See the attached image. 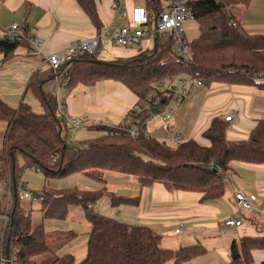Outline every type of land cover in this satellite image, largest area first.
Listing matches in <instances>:
<instances>
[{
	"label": "trees",
	"instance_id": "obj_1",
	"mask_svg": "<svg viewBox=\"0 0 264 264\" xmlns=\"http://www.w3.org/2000/svg\"><path fill=\"white\" fill-rule=\"evenodd\" d=\"M252 1L188 0L200 31L199 37L188 43L191 59L178 57L171 35L165 40L159 35L153 49L135 57L105 59L100 46L95 55L66 63L56 76L61 77L68 93L78 86L114 81L138 99L126 115L128 121L93 128L103 131L96 139L68 142L69 126L59 114L58 97L44 89L38 73L30 77L18 106L0 97V121L7 124L0 148V182L6 184V195L11 196L7 205L0 202V218L5 214L9 217L7 229L0 232V260L12 258L17 250L16 258L3 264H185L206 253L201 243L177 249L164 247L161 234L153 228L95 212L93 204L102 193L73 188L58 194L48 186L32 191L34 196L43 197L44 218L64 220L71 205L86 211L91 227L87 255L76 262L73 255L59 253L66 242L59 241L54 248L48 244L44 224L33 226L32 211L22 205V177L27 168L34 167L46 179L81 173L103 183L106 172L112 171L135 176L142 188L160 183L169 191L202 193L206 202L224 197L234 163L264 164V120L258 122L247 141L231 142L227 139L229 121L215 117L202 133L208 145L189 138L176 147L149 135L147 122L153 109L160 113L174 100V89H163L159 84L183 80L182 76L199 79L204 87L213 83L264 87V33L248 31L233 11L240 8L245 14ZM77 2L100 32L103 25L95 0ZM146 7L151 15L168 8L161 0H146ZM21 45L0 41V53L7 58ZM27 91L39 101L41 112L25 101ZM168 92L171 97L165 95ZM157 93L163 96L154 106ZM115 201L130 202L123 198ZM255 251H264V230L260 235L242 237L240 243L234 241L227 264H253Z\"/></svg>",
	"mask_w": 264,
	"mask_h": 264
},
{
	"label": "crops",
	"instance_id": "obj_2",
	"mask_svg": "<svg viewBox=\"0 0 264 264\" xmlns=\"http://www.w3.org/2000/svg\"><path fill=\"white\" fill-rule=\"evenodd\" d=\"M121 1L128 13L136 6H146V0ZM95 2L103 25L100 32L77 0H0V29L14 23L22 24L43 41L41 52L37 54H28L29 46L26 44L21 45L7 58L0 53V97L3 100L14 107L18 106L30 77L38 73L39 78L44 81V89L57 95L58 101L65 104L69 116L85 118L87 122H91L88 128L93 129V126L101 124L119 125L128 121L126 115L138 99L125 86L114 81H104L90 87L78 86L72 93H68L64 83H61V77L56 76L47 60L49 55L63 51L72 42L90 39L101 32L108 37L101 44L103 58H126L135 53L126 56L111 44L110 37L126 22L123 13L118 12L116 0ZM166 6H169V0ZM25 101L33 108L41 109L39 101L31 91L26 92ZM173 103L180 105L182 113H186L187 117L191 114L188 111L190 107H196L197 111L195 122L190 119L187 124L177 126L173 139L182 134L185 140L194 138L205 145H208V141L202 137V133L215 117L233 116L232 121L228 123L227 132V139L231 142L247 141L258 122L264 120V87L221 83H213L207 87L199 85L181 101L173 100L161 110H170ZM167 114L170 115L169 119L166 118ZM164 118L171 120V113H166ZM6 130L7 124L0 121V148ZM148 134L156 137L152 133ZM233 168L228 180L231 188L228 189V185L224 197L214 202L203 201V194L199 192L169 191L160 183L150 188L136 186L128 196H124L130 202L126 203L127 207L123 209V219L125 223L143 224L156 230L161 234L164 247L177 249L180 246L197 243L206 247L203 256L189 260L185 264H227L231 260L230 248L234 241L240 243L242 237L260 235L264 230V164L236 162ZM29 171L42 173L36 168L34 170L27 168L22 177L25 189L32 192L47 186L43 173L44 184L35 186L31 182L32 173ZM0 188L5 189V194H0L5 196L6 184L0 182ZM91 190L92 188L86 189ZM240 191L256 195L257 208L240 210L236 202V194ZM98 192L103 193L104 189ZM22 205L30 210L29 206H25L24 203ZM232 218L241 221V225L228 226L226 221ZM181 226L183 227L181 232L176 233V229ZM86 227L87 240L77 251L74 244L78 240L79 232L74 226L54 234L46 231L49 237L60 238L61 242H65V237H71L68 244L60 243L62 245L59 253L71 254L76 262H81L87 255L91 228L89 223ZM168 233L177 234L179 237ZM253 255V264H264V251H255Z\"/></svg>",
	"mask_w": 264,
	"mask_h": 264
},
{
	"label": "rangeland",
	"instance_id": "obj_3",
	"mask_svg": "<svg viewBox=\"0 0 264 264\" xmlns=\"http://www.w3.org/2000/svg\"><path fill=\"white\" fill-rule=\"evenodd\" d=\"M161 4L163 5V7H166L167 0H161ZM233 11L236 15H238L239 18H242L243 20L242 23L244 24L245 28L248 31L264 32V0H253L248 11L245 13L246 14L245 16L240 8H234ZM185 26H186V29H185L186 35L189 41H192L199 37L200 31H199L198 24L195 20H192L191 22L186 23ZM161 38L162 40L163 39L165 40V39H168L169 36L161 35ZM151 40H152V43H151ZM154 47H155L154 37L147 38V39L144 38L141 45L137 47L125 48L121 46L120 47L113 46V48H115L116 50L122 51L123 54L126 56L129 53L135 52L131 54V56H128L126 58L138 56L139 54H141V52H144L146 50H151ZM174 51L178 55V57L187 58V55L185 53L181 51H177L175 47H174ZM181 78H186V77L182 76ZM173 84L175 85V87L180 86L181 85L180 78H176L170 84L168 82H164L159 85L163 89H166V87L173 88ZM165 95H167L168 97H171L172 94L168 92ZM157 96L162 99L163 95L161 96L159 95V93H157L156 97ZM29 97L31 98V96ZM173 97H174V94H173ZM34 110L37 112L42 111L40 108H34ZM188 111L191 112L189 117H187L186 113H182V108L180 105L173 103L170 107V110L168 111L161 110L160 113H155L151 116V118L147 122V130L149 133H152L153 135H155L160 141L166 142L171 147H176L178 143L175 142V140L173 139V135L177 131V126H180V125L183 126L187 124V122L190 119L193 123L195 122V117H196V112H197L196 107H190ZM166 113H171L172 115L171 120H166V118H164ZM78 122H79L78 129H75L68 122L69 134H68L67 140L69 143H72L75 141L86 140V139H96L103 134V131L99 129L88 128V126L91 125L92 123L87 122L85 118L84 119L79 118ZM168 125H170L171 128H169ZM99 126L100 125H96V126H93V128H97ZM31 169L34 170V167H31ZM29 172L32 173L31 174L32 176H30V178H31V182L35 186H40L44 184L45 177L43 176L42 173L36 174L34 171H29ZM101 183L102 182L88 178L87 176L81 173H77V174L70 175L64 178H60V179H46V185L48 186V188L52 189L53 192H57L58 194L62 190L73 189V188H79L81 190L92 188L91 191L93 192H98V190L104 189L102 196L93 204V208L95 212L101 213L102 215L106 217L114 218L116 220L125 222L123 219V212H124L123 209L124 207H127V205L126 203H122V202L116 203L115 199H118V198L125 199L124 196H128V194L131 193L130 192L131 190L135 189L136 186H139L138 179L133 175H129V174L121 173V172L109 171V172H106L105 174V182H103V184ZM228 185H229L228 186V189H229L230 183H228ZM2 193L5 194V189L0 188V194ZM23 200L25 199H22V201ZM0 202H2L3 205H7V202H11V196L0 195ZM23 203L25 206H29L28 208L32 210V214H31L32 224L37 225L40 222H43L46 230L50 232L51 234L60 232L62 230H68L69 228H71V226H74L75 228H77L76 230L79 232V236H78L77 242L74 244L76 251L77 249L80 248L82 243H84V241L87 240V233H86L87 227L86 226L88 225L89 222L87 219L86 211L81 206L71 205L68 210L67 218L64 220H57V219L44 218L42 216V212H41L42 205L40 202H34L31 199H26L25 201H23ZM255 208H257L256 204H255ZM24 209L26 208L24 207ZM168 234L176 235V237H179L177 236V234H173V233H168ZM68 240H71V237L68 236L67 238H65V242L67 244H68ZM59 241H62V239L57 238L55 236H51L49 237L48 244L50 246H54L55 243ZM78 260H81V259H78Z\"/></svg>",
	"mask_w": 264,
	"mask_h": 264
},
{
	"label": "built area",
	"instance_id": "obj_4",
	"mask_svg": "<svg viewBox=\"0 0 264 264\" xmlns=\"http://www.w3.org/2000/svg\"><path fill=\"white\" fill-rule=\"evenodd\" d=\"M188 0H169V6L163 11L151 15L146 6H136L130 13L122 6L121 0H116L118 12H122L126 17V22L120 26L111 36V44L121 47H137L140 46L144 38H151L159 35H171L174 41V47L177 51H181L187 55V59H191L192 54L188 46L189 40L185 34V25L190 20H195L194 14L187 5ZM106 38L105 33L101 32L95 37L85 40L72 42L66 49L59 53L51 54L47 57L48 63L52 71L57 74L59 70L68 62L76 57L86 55H95L100 48L103 40ZM9 41L11 43H22L29 46L28 54H37L41 52L43 41L33 35L29 29L22 24H11L10 26L0 29V41ZM261 80V79H259ZM65 85V84H64ZM202 85L199 79L184 78L181 85L174 89V100L179 102L187 96L195 87ZM157 96L153 102L154 106L160 103ZM59 114L69 122L75 129L79 128V122L76 117L69 116L66 112L65 104L58 102ZM166 118H170L167 114ZM233 116L228 115L225 120L232 121ZM136 132H132L135 135ZM175 142L182 143L185 137L179 134L175 137ZM39 172L40 170L37 169ZM22 185L23 181H22ZM22 199H31L34 202H42L43 197L34 196L27 189L22 190ZM236 202L240 210H253L257 202V196L238 192L236 194ZM91 207V205L89 206ZM9 224L7 214L0 218V232H5ZM228 226H240L241 221L237 219H229L226 221ZM182 226L176 229V233H180ZM17 250L14 251L12 258H1L0 263L12 262L16 258Z\"/></svg>",
	"mask_w": 264,
	"mask_h": 264
},
{
	"label": "water",
	"instance_id": "obj_5",
	"mask_svg": "<svg viewBox=\"0 0 264 264\" xmlns=\"http://www.w3.org/2000/svg\"><path fill=\"white\" fill-rule=\"evenodd\" d=\"M157 111H158V109L155 108V109L152 110V113L155 114V113H157Z\"/></svg>",
	"mask_w": 264,
	"mask_h": 264
}]
</instances>
